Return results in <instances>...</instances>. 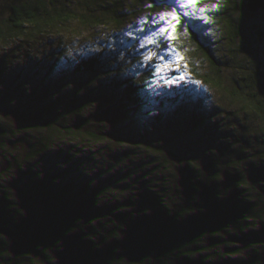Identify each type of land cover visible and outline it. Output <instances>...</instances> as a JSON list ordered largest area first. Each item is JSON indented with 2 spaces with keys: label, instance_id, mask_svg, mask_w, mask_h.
<instances>
[{
  "label": "water",
  "instance_id": "obj_1",
  "mask_svg": "<svg viewBox=\"0 0 264 264\" xmlns=\"http://www.w3.org/2000/svg\"><path fill=\"white\" fill-rule=\"evenodd\" d=\"M195 8L0 0V264H264V0Z\"/></svg>",
  "mask_w": 264,
  "mask_h": 264
},
{
  "label": "snow or ice",
  "instance_id": "obj_2",
  "mask_svg": "<svg viewBox=\"0 0 264 264\" xmlns=\"http://www.w3.org/2000/svg\"><path fill=\"white\" fill-rule=\"evenodd\" d=\"M198 3V0H170V11H166L162 13L159 17V21L156 19H152V24L157 25L156 28L151 30V34L148 37V43H155L153 37H156L160 34H168V28L160 26L161 24L168 23L171 27H175V24H172V21L179 23L181 17H195L197 11L200 13H204L206 11L205 8H195V5ZM217 7L216 4L212 5V8L215 9ZM190 9H192L190 11ZM166 17L170 18L166 20ZM203 18V17H201ZM143 22V21H142ZM144 45L142 44L141 47ZM150 59V56H145V60ZM159 68V65L157 66ZM170 83V82H169Z\"/></svg>",
  "mask_w": 264,
  "mask_h": 264
}]
</instances>
